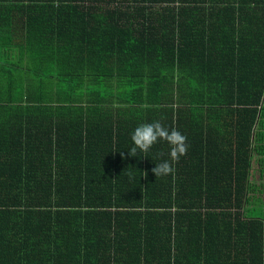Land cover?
Listing matches in <instances>:
<instances>
[{"label": "trees", "instance_id": "obj_1", "mask_svg": "<svg viewBox=\"0 0 264 264\" xmlns=\"http://www.w3.org/2000/svg\"><path fill=\"white\" fill-rule=\"evenodd\" d=\"M263 128L264 0H0V264H264Z\"/></svg>", "mask_w": 264, "mask_h": 264}, {"label": "clouds", "instance_id": "obj_2", "mask_svg": "<svg viewBox=\"0 0 264 264\" xmlns=\"http://www.w3.org/2000/svg\"><path fill=\"white\" fill-rule=\"evenodd\" d=\"M131 140L134 145L129 149V154L131 156H136L138 149L141 152L147 153L152 146L159 141H165L170 145V161L165 160L156 164L155 167L151 169L156 178L169 175H172L174 178L176 171L174 165L179 163L180 158L187 155L188 152L187 137L175 128L171 130L165 128L158 121L140 124L133 131ZM143 176L146 177L147 173H144Z\"/></svg>", "mask_w": 264, "mask_h": 264}, {"label": "crops", "instance_id": "obj_3", "mask_svg": "<svg viewBox=\"0 0 264 264\" xmlns=\"http://www.w3.org/2000/svg\"><path fill=\"white\" fill-rule=\"evenodd\" d=\"M262 131V135H264V128L261 130ZM263 138V143H264V136L262 137ZM262 145V144H261Z\"/></svg>", "mask_w": 264, "mask_h": 264}]
</instances>
